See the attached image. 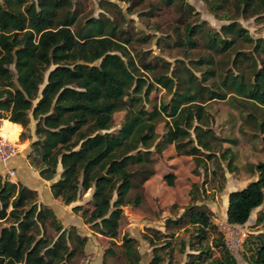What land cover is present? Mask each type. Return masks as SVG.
I'll list each match as a JSON object with an SVG mask.
<instances>
[{
	"label": "trees",
	"instance_id": "obj_1",
	"mask_svg": "<svg viewBox=\"0 0 264 264\" xmlns=\"http://www.w3.org/2000/svg\"><path fill=\"white\" fill-rule=\"evenodd\" d=\"M124 1L131 12L134 0ZM200 1L215 16L219 11L223 17L227 13L244 19L264 16V0ZM158 4L162 8L178 6L187 19L195 12L187 0H158ZM162 8L151 5L148 16ZM82 15L79 0H0V121L4 120L0 137L12 142L18 137L20 128L9 121L21 126L19 140L24 141L30 119L36 121L37 140L30 146V166L45 181L52 180L61 167L50 191L66 206L93 190L88 202L91 208L76 206L73 211L113 244L123 207H137L142 199L136 194L130 200V191L154 174L153 154L160 156L172 145L176 157L194 159L196 175L202 164L215 158L214 145L222 140L211 127L208 102L234 97L250 103L254 112L262 113L257 129L264 141V46L261 39L254 41V54L262 58L259 63L252 61L251 70L247 69L250 79L239 65L251 55L237 52L219 85H206L219 77L209 68L217 63L212 55L192 63L206 68L200 77L185 68L171 71L170 76L155 74L151 82L147 72L153 73L155 66L141 58L140 66L136 64L127 48L131 38L114 20ZM204 30L201 24L185 23L183 38L175 45L194 50L198 46L195 36L202 35L208 50L225 55L237 40L253 42L236 22L222 26L221 33L204 34ZM232 70L238 71L234 74ZM157 87L172 97L148 110L145 104L150 103ZM121 111L123 122L111 132L114 114ZM253 115L247 118L253 120ZM162 122L164 131L156 140V128ZM229 154L227 148L221 157ZM231 162L229 158L230 173ZM133 166L139 167L133 171ZM255 172V181L228 195L226 222L230 225L246 224L251 212L264 203V160L255 166ZM134 177L140 178L138 184L132 183ZM175 179L172 173L163 177L169 187ZM205 185L206 180L191 185L190 204L179 217L165 220L164 232L147 228L143 238L152 253L148 264H165L164 256L171 255L174 239L182 252L186 247L189 250L185 264H237L210 210L195 204L204 200L197 196L205 192ZM258 224L264 225V213L258 215ZM180 233L188 234L187 238ZM250 235L243 243L246 260L264 264V233ZM86 241L75 227L63 228L49 207L38 204L36 191L0 176V264H71ZM120 247L128 264H140L133 238L124 235ZM104 255L116 254L109 247Z\"/></svg>",
	"mask_w": 264,
	"mask_h": 264
},
{
	"label": "rangeland",
	"instance_id": "obj_2",
	"mask_svg": "<svg viewBox=\"0 0 264 264\" xmlns=\"http://www.w3.org/2000/svg\"><path fill=\"white\" fill-rule=\"evenodd\" d=\"M134 2L135 7H132L131 12H128L130 4L124 0H79L83 11L82 18L107 17L114 20L130 36L131 41L127 45V48L136 64L140 62L139 59L141 58L143 63L155 66L153 73L147 72L149 79L155 74H167L170 76L171 71L185 68L200 77L201 71H204L206 68L204 66H194L192 63L212 55L217 63L209 68L214 71L216 70L219 77L211 78L206 85H219L225 73L228 74L226 71L231 70L229 62L234 59L237 52L247 56L251 55L248 61L240 60L239 65L240 70L246 71L247 79L251 78L247 69L251 68L252 61L259 63L262 58V56L254 54L253 47L255 45L254 41L257 39H261L264 46V16L244 19L227 13L224 14L226 18L223 17L220 11L218 12L219 16H215L210 13L202 1L187 0V3L195 10L194 15L187 19L181 16L178 6L162 8L158 4V0H144L140 5L136 3L138 0H134ZM151 5L152 7L156 5L157 9L160 7L162 9L155 10L154 15L148 16ZM229 18L233 20L230 21ZM232 22H236L244 28L253 42L247 43L237 40L234 47L226 52L225 55L215 54L208 50L205 45L207 39L203 38L202 35L195 36L198 39V46L194 50L184 49L182 46L175 45L177 40L183 38L182 34L185 23L203 25L205 34L208 31L210 33H221V27ZM138 39L141 40L139 41ZM137 65L140 66V63ZM232 71L236 74L238 70ZM150 81L152 82L151 79ZM171 97L170 93L161 87H157L150 95V103L145 104V107L148 110H151L155 106L159 107L160 104L168 103ZM206 109L212 116L213 124L211 127L214 128L215 135L222 140L214 145L213 152L216 154L215 158L207 161L204 165L202 164L198 168L199 172L196 175L193 173V170L196 169L193 158L180 157L176 159L173 157L174 153L173 156H167L169 152H173L174 146L170 147L160 156L153 154V164L151 166L154 174L140 188L137 187L130 191V200H133L136 194H140L142 199L137 207L132 205L123 207V217L119 224L117 239L113 240L114 243L112 244L107 238L91 230L90 225L84 223V230L82 229L81 231H84L85 234L81 231L78 232L77 228L75 229L80 236L84 235L82 237H86L87 241L81 253L75 256L71 264H128L126 258L122 255L120 247L124 235L135 240V246L141 257L140 264H148L152 253L151 247L143 238L147 228L164 232L165 220L167 218H177L190 204L189 191L191 185L195 182V184L201 185L204 180H206L205 192L201 193L200 197L197 196L198 199L204 198V200H198L195 204H203L207 208L210 207L218 210L215 213L210 211L212 214L211 218L227 244L226 231L222 227L227 224L226 220H223L224 201L229 193L241 190L257 179L255 166L264 160V141L257 129V124L262 121L263 117L261 112H254L255 109L250 103H244L234 97H227L224 101L220 102L210 101L206 104ZM252 112L254 114L253 120H250L247 117ZM123 118V111L114 114V125L110 130L111 132H115L120 128ZM35 125L36 121L31 118L29 128L33 130L34 136ZM163 131L164 124L162 122L156 128L158 135L156 140H159V136L163 134ZM35 138L37 139L36 136ZM17 139L18 137L11 143L15 144ZM226 148H230V154L222 158L221 154ZM151 151H153V148ZM229 158L232 159L231 166L233 172L231 173L227 167ZM204 166L206 167L204 168ZM138 167L133 166L131 169L136 171ZM205 172L206 176H204ZM169 173L177 174L173 187H169L163 181V177ZM12 179L14 181L17 180L16 176ZM139 180L140 178L134 177L132 183L138 184ZM89 194V192L82 193L75 204L91 208L88 203L90 201ZM41 196L43 195L41 194ZM67 206V208H70L69 205ZM257 209L262 210L259 214H263L264 204ZM75 214L81 216L80 213ZM60 218L61 220L57 219L63 228L66 227L65 229H68L71 227L66 226L67 219H65V216L60 215ZM254 218L255 214L253 211L248 220L249 225L243 227V231L246 234L245 240L248 236H251L250 234L264 233L263 224H252ZM82 221L84 222L83 218ZM49 234L53 235L54 232L50 230ZM180 234L185 239L188 236L186 233ZM227 246L236 258L237 264H249L246 260L244 244L238 248H231L228 244ZM109 247L115 252V256L104 255L105 250ZM187 253H189L188 248L186 247L182 252L177 239H174L171 255L169 257L164 256L165 264H185ZM247 254L249 256V252Z\"/></svg>",
	"mask_w": 264,
	"mask_h": 264
},
{
	"label": "crops",
	"instance_id": "obj_3",
	"mask_svg": "<svg viewBox=\"0 0 264 264\" xmlns=\"http://www.w3.org/2000/svg\"><path fill=\"white\" fill-rule=\"evenodd\" d=\"M3 123H4V120L0 121V126ZM7 123L9 125H12V126H18L20 128V131H19V135H20V133L22 131V128H21L20 125L10 123L9 121H7ZM28 130H29V132H28V139H26L24 141H20L19 140V135H18L17 142L15 143L16 147L18 148L17 149L18 150L17 155L13 159H11L8 163H6V164L0 163V176H2L3 178H6L11 183H15V184L17 183V184H20L22 186H25V187L33 190V191H36V193H37V203L38 204H42L44 206L49 207L54 212L55 216L58 219H60V220H61L60 215L61 216L62 215L65 216V219H67V223H66L67 225L66 226L67 227L73 226V227H75V228L78 229V232H80L83 229V227L85 226V224L82 221V217L75 214L76 212L73 211V208L76 207V206H82V205L81 204L80 205H77L74 202V203H72V204L69 205L70 208H67L68 206L63 205L60 200L54 199L53 196H52V194H51V191H50L51 184L54 183V182H56L59 179V177H60V173L62 171L61 170V167L58 166L57 175L52 180L45 181V180H43V179L40 178V176L38 174V171L36 169H34L32 166H30L29 161H28V155L31 153L30 146H31V143L34 142V141H36L37 139L35 138V136L33 134V130L32 129L30 130L29 125H28ZM170 147H173V146L172 145L168 146L163 151V153H165ZM173 153H174V156H173ZM167 156H173L176 159H179L180 158V157H176L174 147H173V152H169V154ZM11 169H13L15 171V176L17 178V180H15V181L12 179L13 177L11 179H8L6 177L7 171L8 170H11ZM255 174H257V173L255 172ZM175 175L177 177V174L176 173H175ZM88 192L90 193L89 196L91 198V194H92L93 190H90ZM41 194L43 196H41ZM227 205H228V197L224 201V213H223L224 214V219L223 220H226ZM208 208L213 213H215V212L218 211L215 208H210V207H208ZM253 211H254V214H255V218H254L252 224L255 225L257 216L259 215V213L262 210H258V209L255 210L254 209ZM253 211L251 213H253ZM179 216H177V217H179ZM250 216H251V214H250ZM247 225H249V222L248 221H247L246 224H244L242 226H238V225H235V226H238L240 228H243V227H245ZM81 232L83 234H85L84 231H81ZM81 236H84V235H81Z\"/></svg>",
	"mask_w": 264,
	"mask_h": 264
},
{
	"label": "built area",
	"instance_id": "obj_4",
	"mask_svg": "<svg viewBox=\"0 0 264 264\" xmlns=\"http://www.w3.org/2000/svg\"><path fill=\"white\" fill-rule=\"evenodd\" d=\"M17 153L18 150L14 143H10L7 140L0 137V163L2 164L8 163L11 159H13L17 155ZM14 176H15V171L13 169L7 171L6 177L8 179H11ZM222 227L226 231L225 235L228 239L227 244L231 248H238L244 243L246 234L243 231V228H240L235 225H230L228 223L226 225H223Z\"/></svg>",
	"mask_w": 264,
	"mask_h": 264
},
{
	"label": "bare ground",
	"instance_id": "obj_5",
	"mask_svg": "<svg viewBox=\"0 0 264 264\" xmlns=\"http://www.w3.org/2000/svg\"><path fill=\"white\" fill-rule=\"evenodd\" d=\"M5 140H7V141H8V142H10V143L12 142V141H10V140H9V139H7V138H5Z\"/></svg>",
	"mask_w": 264,
	"mask_h": 264
}]
</instances>
